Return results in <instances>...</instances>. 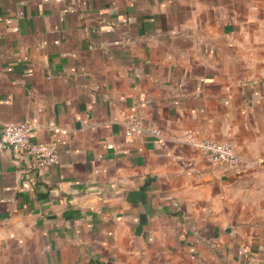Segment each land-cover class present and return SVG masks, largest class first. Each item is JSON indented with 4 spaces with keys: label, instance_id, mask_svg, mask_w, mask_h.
<instances>
[{
    "label": "crops",
    "instance_id": "obj_1",
    "mask_svg": "<svg viewBox=\"0 0 264 264\" xmlns=\"http://www.w3.org/2000/svg\"><path fill=\"white\" fill-rule=\"evenodd\" d=\"M8 122L60 162L0 151V264H264V0H0Z\"/></svg>",
    "mask_w": 264,
    "mask_h": 264
},
{
    "label": "built area",
    "instance_id": "obj_2",
    "mask_svg": "<svg viewBox=\"0 0 264 264\" xmlns=\"http://www.w3.org/2000/svg\"><path fill=\"white\" fill-rule=\"evenodd\" d=\"M36 127L35 123L30 122L0 124V151L12 149L24 153L29 158L31 169L34 170L58 164L60 153L56 142L31 141V131ZM124 131L128 137L150 135L162 142L165 141L163 131L156 126L146 124L138 113H131L126 117ZM187 140L213 164L235 168L243 161L233 141L199 139L193 131L187 133Z\"/></svg>",
    "mask_w": 264,
    "mask_h": 264
}]
</instances>
